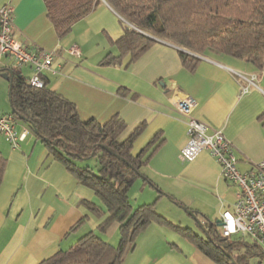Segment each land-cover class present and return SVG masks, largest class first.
Instances as JSON below:
<instances>
[{
	"label": "crops",
	"instance_id": "1",
	"mask_svg": "<svg viewBox=\"0 0 264 264\" xmlns=\"http://www.w3.org/2000/svg\"><path fill=\"white\" fill-rule=\"evenodd\" d=\"M8 5L14 9L15 38L32 51L54 54L51 70L43 78L52 91L76 105L83 121L95 119L103 125L121 116L128 126L122 141L145 124L134 155L156 138L160 146L142 167L140 183L137 180L128 192L131 206L154 205L164 219L165 213L180 208L192 219L189 212L196 213L204 225H220L223 211L233 210L239 189L222 179L219 163L207 151L192 162H182L188 126L177 115L174 102L192 97L196 105L191 115L223 130L235 147L239 170L247 172L264 160V71L212 54L197 56L199 63L189 70L181 61V49L164 40L130 65L123 60L106 66L103 61L108 55L119 56L114 43L131 26L105 1L64 38L58 37L50 22L44 0H0V8ZM73 46L79 48L80 58L70 53ZM15 68L12 57L0 60L1 113L11 109L10 82L2 75ZM19 71L27 81L33 75L29 65ZM239 74L257 75L259 89L242 93ZM0 155L7 161L0 185V264H40L89 233L119 245V224L101 231L108 214L93 213L86 205L93 202L105 210L94 191L79 184L32 131L18 149L0 134ZM172 202L179 208L161 207L173 206ZM259 253L257 257H264V251ZM122 264L216 263L171 226L153 223L138 234Z\"/></svg>",
	"mask_w": 264,
	"mask_h": 264
},
{
	"label": "trees",
	"instance_id": "2",
	"mask_svg": "<svg viewBox=\"0 0 264 264\" xmlns=\"http://www.w3.org/2000/svg\"><path fill=\"white\" fill-rule=\"evenodd\" d=\"M131 27L116 41L119 56L108 55L106 66L135 62L158 43L155 36L181 50L183 65L194 70L197 56H230L264 71V0H103ZM102 0H44L47 16L59 38L70 34L74 25L89 16ZM10 80L11 113L49 149L79 184L94 191L104 205H86L93 213L108 214L101 231L112 223L119 224L121 241L112 246L95 233L82 237L75 246L60 251L40 264H122L138 234L153 223L171 226L182 237L216 264H247L261 255V246L243 239H230L216 233V224L206 225L209 237L197 235L189 228L174 226L157 214L154 205L134 209L128 192L141 178V169L158 148L156 138L138 155L134 144L145 129L138 127L126 140L124 119L116 115L106 124L95 119L83 121L75 104L52 91L31 86L13 69ZM123 95L126 92L121 91ZM152 147L155 150L149 154ZM107 149H110L109 152ZM96 158L102 166L96 174L80 163ZM7 161L0 155V185ZM221 247L225 248V251Z\"/></svg>",
	"mask_w": 264,
	"mask_h": 264
},
{
	"label": "built area",
	"instance_id": "3",
	"mask_svg": "<svg viewBox=\"0 0 264 264\" xmlns=\"http://www.w3.org/2000/svg\"><path fill=\"white\" fill-rule=\"evenodd\" d=\"M70 53L81 57L77 46H73ZM4 57H12L17 68L31 66L33 75L28 83L36 88L45 86L43 73L51 70L54 54L32 51L15 38L14 9L10 5L0 8V60ZM238 76L243 83L242 93L259 89L257 75ZM195 105V100L187 95L174 102L177 115L185 118L188 126L189 140L180 158L183 163H189L204 151L211 154L221 167L222 179L239 189L233 210L221 214L222 235L230 239L237 236L249 238L264 251V160L253 169L241 172L233 144L223 130L213 129L191 115ZM18 120L13 114L0 112V134L13 149H18L30 133L26 125L19 126Z\"/></svg>",
	"mask_w": 264,
	"mask_h": 264
},
{
	"label": "rangeland",
	"instance_id": "4",
	"mask_svg": "<svg viewBox=\"0 0 264 264\" xmlns=\"http://www.w3.org/2000/svg\"><path fill=\"white\" fill-rule=\"evenodd\" d=\"M151 37L155 38L156 40H161V39H159V38H157L155 36H151ZM210 56H213V55H210ZM2 113L3 114H10L11 113L10 107L9 108H6V109H2ZM18 124H19L20 127L23 125L20 120H18ZM80 164L83 167L84 166H89L90 168H92V170L96 174H100L101 171H102V166L100 165V163L98 162V160L96 158H92V159L87 160V161H85L83 163L81 162ZM138 183H140V180H138ZM130 198L132 200L133 197L130 196ZM173 204H174L173 206H171V204H168V206H161V207H169V205H170V207H177V208H179L178 204H176V203H173ZM179 209L174 208V210L172 211V213L167 212L163 216H165V218L167 219V221L173 222V224L176 225V226H180L182 228H190L194 233H196L198 235L200 234V235H203L204 236V232L196 225L195 221H193V219L190 218L186 214L185 210H183V209L182 210L181 209L179 210ZM179 213H180V215H183V216H179ZM216 233L217 234H222V229H221V226L220 225H216ZM173 235H175V234H173ZM234 239H243L245 242H250L249 238H241L239 236L234 237L233 240ZM247 264H264V257H253V258L249 259V261H248Z\"/></svg>",
	"mask_w": 264,
	"mask_h": 264
},
{
	"label": "water",
	"instance_id": "5",
	"mask_svg": "<svg viewBox=\"0 0 264 264\" xmlns=\"http://www.w3.org/2000/svg\"><path fill=\"white\" fill-rule=\"evenodd\" d=\"M0 73H1V71H0ZM13 76H14L13 69L8 70L6 74H3L2 75V77L4 79H6L7 81L12 80ZM10 92H11V88H10ZM107 150L109 152H111L110 149H107ZM140 177L143 178L142 175ZM189 214L193 217V219L196 222L197 226L204 232V234L206 235V237H209V239H211L210 236H209V234H208V230L206 228V225H204V223L198 218V215L196 213H194V212H189ZM221 248H222V250L225 251V248L224 247H221ZM227 256L231 259V261L233 262V264H236L234 258L229 253H227Z\"/></svg>",
	"mask_w": 264,
	"mask_h": 264
}]
</instances>
